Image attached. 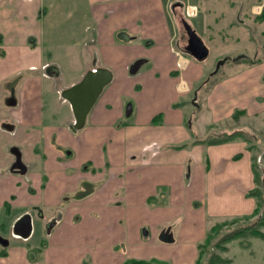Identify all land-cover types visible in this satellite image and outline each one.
<instances>
[{
	"label": "crops",
	"instance_id": "0c3cea01",
	"mask_svg": "<svg viewBox=\"0 0 264 264\" xmlns=\"http://www.w3.org/2000/svg\"><path fill=\"white\" fill-rule=\"evenodd\" d=\"M69 1L75 35L67 48L55 35L56 21L45 19V4L54 8L56 0H0V210L14 204L10 226L26 213L31 220L38 212L53 217L41 264L132 258L195 264L211 221L250 214L256 204L247 196L255 186L247 143H192L207 136L188 125L185 104L175 105L199 98L205 77V67L177 45L180 9L192 18L187 7L197 14V6L191 0ZM245 7L244 1L236 15L242 23ZM261 9L250 4L254 16ZM241 57L235 62L246 60ZM256 61L237 65L243 69L232 76L226 71L203 91L206 107L235 88L251 91ZM98 68L111 80L76 130L61 93ZM18 105L26 109L19 113ZM165 232L171 241L161 240Z\"/></svg>",
	"mask_w": 264,
	"mask_h": 264
},
{
	"label": "rangeland",
	"instance_id": "374dc122",
	"mask_svg": "<svg viewBox=\"0 0 264 264\" xmlns=\"http://www.w3.org/2000/svg\"><path fill=\"white\" fill-rule=\"evenodd\" d=\"M244 1L245 8L247 9H244V11L248 13V20L242 23L237 20L236 15L240 10V5L244 4ZM190 2L196 4L198 15L186 18L184 14L185 10L180 9L182 14L180 13L179 21H176V27L180 32L183 31L184 33L180 20L185 19L209 49V55L206 59L199 61L206 69L205 77L200 82L202 88L200 89L199 98L193 100L191 95L189 102L185 104L186 122L193 128L196 134L203 137L245 129L254 136L256 145L259 147L257 155L260 157L264 151V21L257 20L256 16L251 14L250 4L252 2L253 4L259 3L262 4L263 8V0H191ZM44 11L45 19H52L53 22L56 21L55 35H61L67 48H70L71 41L75 35L72 33L75 16L74 13L71 14L70 1L56 0L54 8H49L47 2ZM59 20L60 23H58ZM219 29L223 31L221 35L218 33ZM186 42L187 35L185 37L183 35L182 41L177 43L180 50L185 54H187L184 51ZM239 56H243L246 60L242 59L238 62L240 64L233 61ZM247 60H257L253 69L254 86L251 88V91L249 90L247 93L240 88H235L230 91L232 94L227 99H221L216 105H212L213 107L209 110L203 103L204 88L207 87L208 89L213 86L223 75L232 76L237 74L238 71L243 69V67H237V65L243 66L248 63ZM221 61H224V63L215 72L217 65ZM64 72H66L64 73V78L69 80V75L71 74L70 67L65 66ZM47 74L56 78L59 75L58 72L53 71H48ZM235 91H240V96H235ZM46 94H49L48 89H46ZM243 98L246 100V104L239 102L243 101ZM17 109L21 113L26 107L24 105L23 109H21L18 105ZM239 109H246L249 113L239 115L237 119H234L232 114ZM7 111V106L3 105L1 112L6 114ZM213 112L215 118H212ZM251 112L257 113L251 114ZM214 121L215 123H213ZM5 133L8 134V132ZM10 136L7 135L6 139L11 140ZM1 145L2 137L0 135ZM4 153L6 154L7 152L4 151ZM260 159L261 163L264 164V158L260 157ZM0 160H5V156L1 151ZM13 206L14 204L10 202L9 210H0V239L7 241L6 245L0 242V252L6 251L5 254L9 253L7 257L0 258V264H37V261H40V264L43 263L40 259L41 252L49 242L52 233L50 231L53 217H49L48 215L41 216L40 212L36 213L32 216V233L30 237L22 239L12 234L10 222L16 214L12 210ZM263 210L264 205L260 208V211ZM256 218L257 216L248 220L239 219L232 222L233 217H231L211 221L209 229L215 223L225 221L227 223L222 226L217 236L211 241V246L208 253L203 257L202 264L207 263L211 253H218L222 257L229 258L230 264H264V240L249 236L245 237L242 241L244 243L248 242L249 247L244 248L240 244L241 240L236 239L224 244L226 247L225 251L219 250L214 245L218 238L222 237L225 233L241 226L253 224ZM261 229L264 231V227Z\"/></svg>",
	"mask_w": 264,
	"mask_h": 264
},
{
	"label": "trees",
	"instance_id": "16d2710c",
	"mask_svg": "<svg viewBox=\"0 0 264 264\" xmlns=\"http://www.w3.org/2000/svg\"><path fill=\"white\" fill-rule=\"evenodd\" d=\"M259 21H264V0H263V8L259 15L255 17ZM205 91L207 90V87L204 88ZM193 99V97H192ZM189 102V101H188ZM183 104H186V102H179L175 104L176 106H182ZM245 114V111L243 110H237L232 114V117L234 119H237L239 115ZM240 139L247 143L246 149L251 153V169L253 172V179L255 186L253 189L248 191L247 196L253 197L256 201L255 208L250 214L247 215H241L233 217L231 220L232 222H235L239 219L248 220L252 217L257 216L256 221L253 224H248L245 226L238 227L237 229L230 231L228 233H225L222 237L218 238V240L214 243L215 247H217L219 250L225 251V243H228L230 241L240 239V244L244 248L249 247V243H244L242 241L245 237H253L258 238L261 240H264V231L261 229L264 227V210L260 211V208L264 205V164L261 163V158H264V151L259 157L257 153L259 152V147L256 145L254 136L245 129H238L230 133H218V134H212L207 136L204 139H197L193 140L194 142H200L205 144H220L225 143L229 141H234ZM186 146V144L180 145V147ZM239 154L235 156V158H239ZM150 201V199H149ZM227 222L222 223H215L210 227V229L207 230L204 238L201 242L197 243V257L195 259V264H202V259L205 256L206 253H208V250L211 246V241L213 238H215L222 228L223 225H225ZM162 241H171L170 237L166 239L163 236H161ZM5 251L0 252V256H4ZM231 261L229 258L222 257L218 253H211L208 261L206 264H230ZM83 264H90L88 261H83ZM121 264H170L168 261L164 260H157V259H149V260H142V259H126Z\"/></svg>",
	"mask_w": 264,
	"mask_h": 264
},
{
	"label": "water",
	"instance_id": "95a60500",
	"mask_svg": "<svg viewBox=\"0 0 264 264\" xmlns=\"http://www.w3.org/2000/svg\"><path fill=\"white\" fill-rule=\"evenodd\" d=\"M182 25L187 34V42L184 47V51L198 61L207 58L209 49L205 46L203 41L194 32L185 19H182ZM241 58L242 57L239 56L233 61H238ZM224 61H221L217 65L215 72L219 69L220 65L224 63ZM138 67L139 63H136L131 67L130 71L134 73ZM110 80L111 73L106 69L98 68L86 72L77 83L65 88L62 91V97L69 102L74 115V129L77 130L84 126L89 111L97 100L99 94L102 92L103 88L110 82ZM12 232L17 237L27 239L32 232L31 216L27 213L21 215L14 222ZM166 232L169 231L167 230ZM166 232L163 233V235L167 239L168 234ZM0 242L4 245L7 244L6 240L0 239Z\"/></svg>",
	"mask_w": 264,
	"mask_h": 264
},
{
	"label": "flooded vegetation",
	"instance_id": "af4514ba",
	"mask_svg": "<svg viewBox=\"0 0 264 264\" xmlns=\"http://www.w3.org/2000/svg\"><path fill=\"white\" fill-rule=\"evenodd\" d=\"M180 23L182 24V21H181ZM182 26H183V25H182ZM180 35H181V38L183 39V35H184V37H185V35H187V34H186V31L184 30V33H183V31L180 32ZM185 39H186V38H185ZM20 165H21V164H20V161L17 159V160L15 161V163H14V166L18 168V167H20Z\"/></svg>",
	"mask_w": 264,
	"mask_h": 264
},
{
	"label": "built area",
	"instance_id": "2783aa9c",
	"mask_svg": "<svg viewBox=\"0 0 264 264\" xmlns=\"http://www.w3.org/2000/svg\"><path fill=\"white\" fill-rule=\"evenodd\" d=\"M187 13H188L190 16L196 15V8L193 7V6H189V7H187Z\"/></svg>",
	"mask_w": 264,
	"mask_h": 264
}]
</instances>
